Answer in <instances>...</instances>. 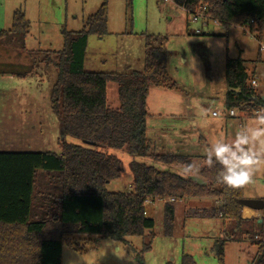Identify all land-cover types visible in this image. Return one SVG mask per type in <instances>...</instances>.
I'll return each instance as SVG.
<instances>
[{
    "label": "rangeland",
    "instance_id": "obj_1",
    "mask_svg": "<svg viewBox=\"0 0 264 264\" xmlns=\"http://www.w3.org/2000/svg\"><path fill=\"white\" fill-rule=\"evenodd\" d=\"M103 1L0 0V29L12 27L13 13L17 9H22L31 22L24 48L20 42L0 40V136L20 142L25 140L27 151H60L59 142L64 135L51 106V91L58 69L42 60L49 55V50H62L63 31L82 29L87 17ZM107 1L109 33L104 37L89 36L85 68L107 72L143 70L145 37L167 38V69L178 87L151 88L147 100L148 138L156 153L172 152L192 159V167L188 169L151 156H138L130 149L100 147L123 162L121 176L112 180L107 188L110 191L133 188L131 163L134 160L183 177L198 176L213 144L226 143L236 150L235 142L239 136L248 140L240 147L260 160L252 183L244 188V198H263L264 137L257 138L253 133L257 128H264L256 120V116L264 112L251 114L235 108L237 117H225L224 83L219 77L224 74L227 56H241L246 60L247 70L251 71L250 78L255 77L258 83L256 89L264 92V60L257 59L259 53L264 59V50H259L264 37L257 38V33L251 32L248 25L226 29L213 19L201 17L195 20L193 14L175 0ZM252 68H256L254 74H251ZM2 72L7 73L3 75ZM107 93L109 105L118 107L117 84L110 82ZM188 103L192 104L191 109ZM214 111L219 115H214ZM195 117L197 124L193 125L191 119ZM65 139L83 143L69 135ZM18 141L16 144L20 147ZM214 201L213 197L177 199L174 231L171 236H165V200L148 199L146 214L154 219V236H130L128 243L103 237L96 244L95 235L76 236L84 250L65 243L62 264H141L135 253H141L145 243L150 241L151 249L142 253L145 264H182L184 254L192 255L198 264H220L213 251L217 239L225 240V264H255L257 245L251 241L250 225L237 230L232 220L222 217L187 216V210L213 207ZM258 213V216L262 215V211Z\"/></svg>",
    "mask_w": 264,
    "mask_h": 264
},
{
    "label": "trees",
    "instance_id": "obj_2",
    "mask_svg": "<svg viewBox=\"0 0 264 264\" xmlns=\"http://www.w3.org/2000/svg\"><path fill=\"white\" fill-rule=\"evenodd\" d=\"M175 2L191 14L203 7V18L213 19L226 29L248 25L257 38L264 37V0ZM108 13V1L104 0L87 17L82 29L63 31L62 50H49L42 60L58 69L51 106L62 125L64 139L59 142L60 151H0V264H62L65 243L84 250L76 236L95 235V244L103 237L128 243L130 236H154V219L146 214L148 199L165 200V236H171L174 231L176 200L188 197H213L216 204L191 208L186 211L187 216L222 217L232 220L237 230L247 224L251 226V237L264 230V209L257 218L244 216L254 213L241 203L245 186L232 189L220 182L218 174L223 166L215 157L212 167L205 159L200 169L198 177L205 185L134 160L133 188L130 191L107 188L121 176L123 162L100 147L126 148L138 156H151L169 165L192 167L191 156L154 152L147 135L150 89L178 87L167 69V38L145 37L143 70L107 72L85 68L89 36L104 37L109 33ZM30 30V20L22 9H17L12 27L0 29V40L20 42L24 48ZM245 63L241 56H227L225 82L239 91H228L225 107L264 112V92L250 85ZM110 82L118 86L120 104L116 108L108 103ZM67 135L83 143L68 142ZM151 245V241L147 242L141 253H135L141 264H145L142 253L150 250ZM213 251L220 264H225V240L217 239ZM257 255L259 264H264V246L259 243ZM182 264L198 263L192 255L184 254Z\"/></svg>",
    "mask_w": 264,
    "mask_h": 264
},
{
    "label": "clouds",
    "instance_id": "obj_3",
    "mask_svg": "<svg viewBox=\"0 0 264 264\" xmlns=\"http://www.w3.org/2000/svg\"><path fill=\"white\" fill-rule=\"evenodd\" d=\"M256 120L264 125V114L257 115ZM253 135L257 138L264 137V128H257ZM247 143L246 137L238 136L235 142L236 150H233L232 145L217 142L206 153L209 167L213 166V156L215 157V161L223 166V171L218 175L220 182L229 188L239 189L252 183L256 165L260 163V160L255 159L240 147L241 144ZM237 152L240 154L238 155ZM245 210L248 211L247 208Z\"/></svg>",
    "mask_w": 264,
    "mask_h": 264
},
{
    "label": "crops",
    "instance_id": "obj_4",
    "mask_svg": "<svg viewBox=\"0 0 264 264\" xmlns=\"http://www.w3.org/2000/svg\"><path fill=\"white\" fill-rule=\"evenodd\" d=\"M198 32V31H197ZM167 48V47H166ZM260 51H261V49H259ZM261 53H259V55H258V57H257V59L259 60V61H262V60H264L262 57V55H260ZM85 61H86V59H85ZM183 61H185V59L183 58ZM246 66H247V63H246ZM254 67H256V65L254 66ZM88 70V69H87ZM98 71H104V70H98ZM251 71L250 70H248V73H250ZM254 72H256V68H254V70H253V68H252V73L251 74H254ZM6 74V73H5ZM5 74H3V75H5ZM250 75V74H249ZM10 76H12L11 74H10ZM219 79H220V81L221 82H223L224 83V86H223V88H222V94H223V96H224V105H225V96H226V94L228 93V89H229V87L227 86V84H226V82H225V71H224V74H223V76H221V77H219ZM253 79H255V77H252V78H250V80H249V82H251ZM256 80V79H255ZM151 90V89H150ZM263 93V92H262ZM149 94H150V92H149ZM149 97V96H148ZM185 101H187V100H185ZM187 106L191 109L193 106H192V104L191 103H188L187 104ZM252 114V113H251ZM251 114H248V113H246V115L247 116H249V115H251ZM254 114H256V113H254ZM225 117H233V116H228V115H225ZM235 117H237V115L235 116ZM192 120V124L193 125H196L197 124V122H196V117L195 118H192L191 119ZM5 134H8V132H5ZM147 135H148V129H147ZM9 137V136H8ZM194 140H196V138H194ZM17 139L15 140V139H11V138H8V139H5L3 136H0V151H19V152H23V151H27V150H25L26 149V141L25 140H21V142L20 141H18V143H21V146L19 147L16 143H17ZM152 202V201H151ZM154 202V201H153ZM215 202V201H214ZM259 215V213L257 214V211L256 210H254V213L253 214H251V215H245L244 214V216L245 217H248V218H257V217H259L258 216Z\"/></svg>",
    "mask_w": 264,
    "mask_h": 264
},
{
    "label": "built area",
    "instance_id": "obj_5",
    "mask_svg": "<svg viewBox=\"0 0 264 264\" xmlns=\"http://www.w3.org/2000/svg\"><path fill=\"white\" fill-rule=\"evenodd\" d=\"M165 1H171V0H165ZM203 10H204V8L201 7L197 12H195L193 14V18L195 20H197V19H199L201 17H204ZM251 32H253V31L251 30ZM254 34H255V32H254ZM260 49L261 50H264V41L260 43ZM257 85H258L257 81L255 79H253L252 82H251V86H253L254 88H256ZM260 112L261 111H255L254 113L258 114ZM214 115H219V112L218 111H214ZM225 115L235 117L237 115L236 114V110L234 108L227 109V111L225 110ZM251 241H253L256 245L259 243V244H261V245L264 246V230L262 232L256 234L255 236H253L252 239H251ZM259 258H260L259 255H256L255 264H259Z\"/></svg>",
    "mask_w": 264,
    "mask_h": 264
},
{
    "label": "water",
    "instance_id": "obj_6",
    "mask_svg": "<svg viewBox=\"0 0 264 264\" xmlns=\"http://www.w3.org/2000/svg\"><path fill=\"white\" fill-rule=\"evenodd\" d=\"M228 90H235V91H239L238 88H229ZM85 143L87 144H90V145H94L93 142H87L85 141ZM192 180L196 181L197 183H200V184H203L205 185L206 182L198 177V176H191L190 177ZM241 203L244 205V206H247L253 210H256V211H262L264 209V199H249V198H242L241 199ZM262 221V219H260V222Z\"/></svg>",
    "mask_w": 264,
    "mask_h": 264
},
{
    "label": "bare ground",
    "instance_id": "obj_7",
    "mask_svg": "<svg viewBox=\"0 0 264 264\" xmlns=\"http://www.w3.org/2000/svg\"><path fill=\"white\" fill-rule=\"evenodd\" d=\"M247 207V206H246ZM249 208V207H248ZM251 209V208H250Z\"/></svg>",
    "mask_w": 264,
    "mask_h": 264
}]
</instances>
